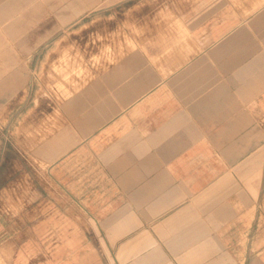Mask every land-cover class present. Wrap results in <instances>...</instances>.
I'll return each instance as SVG.
<instances>
[{"label":"crops","instance_id":"obj_1","mask_svg":"<svg viewBox=\"0 0 264 264\" xmlns=\"http://www.w3.org/2000/svg\"><path fill=\"white\" fill-rule=\"evenodd\" d=\"M71 2L0 0V72L9 40H40L28 28ZM178 9L183 44L161 34L160 65L97 80L34 131L24 149L63 193L33 230L48 253L17 236L7 264H264V0Z\"/></svg>","mask_w":264,"mask_h":264},{"label":"rangeland","instance_id":"obj_2","mask_svg":"<svg viewBox=\"0 0 264 264\" xmlns=\"http://www.w3.org/2000/svg\"><path fill=\"white\" fill-rule=\"evenodd\" d=\"M71 1V9L52 10L49 20L42 19L48 23L28 28L26 36L41 30L40 40L7 43L8 67L0 72V264L9 263L10 250L3 246L17 236L48 253V234L33 230L48 223L47 212L63 189L47 165L25 151L32 148L34 131L47 133L62 102L87 96L97 80L115 78L117 84L145 66L160 65L162 57L153 56V49L162 38L166 48L183 44L178 7L204 0ZM168 34L173 37L167 40ZM43 101L52 103L53 114L35 125L33 114ZM24 251L27 257L32 250Z\"/></svg>","mask_w":264,"mask_h":264},{"label":"bare ground","instance_id":"obj_3","mask_svg":"<svg viewBox=\"0 0 264 264\" xmlns=\"http://www.w3.org/2000/svg\"><path fill=\"white\" fill-rule=\"evenodd\" d=\"M99 66V65H98Z\"/></svg>","mask_w":264,"mask_h":264}]
</instances>
